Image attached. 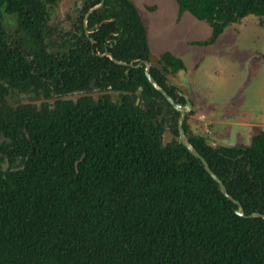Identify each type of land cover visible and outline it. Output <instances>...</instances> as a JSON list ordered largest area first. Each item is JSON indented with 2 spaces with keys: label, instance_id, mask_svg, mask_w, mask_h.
Returning <instances> with one entry per match:
<instances>
[{
  "label": "trees",
  "instance_id": "16d2710c",
  "mask_svg": "<svg viewBox=\"0 0 264 264\" xmlns=\"http://www.w3.org/2000/svg\"><path fill=\"white\" fill-rule=\"evenodd\" d=\"M60 1L0 0V264H264V219L249 217L264 216V131L248 146L214 147L186 115L189 142L241 217L149 83L133 1L82 0L68 31L52 22ZM175 1L212 41L248 16L264 20V0ZM184 68L170 53L151 64L181 104L168 76ZM15 94L31 102L13 104Z\"/></svg>",
  "mask_w": 264,
  "mask_h": 264
},
{
  "label": "rangeland",
  "instance_id": "374dc122",
  "mask_svg": "<svg viewBox=\"0 0 264 264\" xmlns=\"http://www.w3.org/2000/svg\"><path fill=\"white\" fill-rule=\"evenodd\" d=\"M132 1L145 22L150 63L155 64L161 55L170 53L185 66L175 75L168 76L171 85L179 88L178 84L187 79L191 87L190 83L195 78L201 98L206 102L209 100L208 107L213 102L207 114L216 113L220 121L264 123V20L248 16L228 26L212 41L209 24L197 20L188 12L180 13L175 0ZM81 6L82 0H61L54 13L53 25L68 31L79 16ZM150 7H155V10H150ZM7 27L8 31H15L14 18H8ZM183 86L180 91L186 92ZM88 94L94 98L99 95L97 92ZM78 97L79 94H75L68 98L76 100ZM112 97L114 101L118 100L117 93H112ZM10 102L29 103L31 100L15 94ZM33 103L40 105L42 100ZM260 129V126H256L252 130ZM222 130L224 144L232 145L229 147L250 144L252 132L248 130L251 129H239L240 134L233 137L229 135V128L224 127ZM171 138L169 132L164 135L166 142Z\"/></svg>",
  "mask_w": 264,
  "mask_h": 264
},
{
  "label": "crops",
  "instance_id": "0c3cea01",
  "mask_svg": "<svg viewBox=\"0 0 264 264\" xmlns=\"http://www.w3.org/2000/svg\"><path fill=\"white\" fill-rule=\"evenodd\" d=\"M188 83H189L188 80L184 79L183 83L178 84V87H179L178 89L180 91V89L182 88V85H184L183 88L186 92L180 91V93L182 96L185 97V99L187 98L192 104V109L190 110L191 113L188 116V126H189L190 131L193 134H200L202 136H205L209 144H211L214 147H218V146H223V145L232 146V145H229V143L224 144L225 143L224 136H223L224 132H222L223 131L222 129L224 127H227L230 129L229 130V135L231 134L230 137L238 136L240 134L239 129L244 130V131L247 129H251V130H248V132H252V134L249 136L250 143H251L253 136L260 132L258 130L253 131L252 129H254L256 126L258 127L260 126L261 127L260 130L264 131L263 122L256 123V122L240 121V120L220 121L219 119H217L216 113L212 112V113L207 114L206 112L208 111V109L213 107L212 106L213 102L211 101L209 103L210 107H208L207 102H209V100L207 99L208 101L206 102L203 98H201L200 96L201 90L195 78L190 83L191 87H189ZM201 109L202 111H200ZM248 110L251 111V107H249ZM232 129H234L233 133L231 132ZM210 135L212 136L209 137ZM208 138H211V139H208Z\"/></svg>",
  "mask_w": 264,
  "mask_h": 264
},
{
  "label": "water",
  "instance_id": "95a60500",
  "mask_svg": "<svg viewBox=\"0 0 264 264\" xmlns=\"http://www.w3.org/2000/svg\"><path fill=\"white\" fill-rule=\"evenodd\" d=\"M103 5V3H101L98 6H95L94 8L90 9L89 12L86 14L85 19H84V28L86 30V34H89L88 30H87V21H88V17L90 16V14L94 11L97 10L99 8H101ZM102 56H107L109 57L113 62H115L118 65H122V66H130V67H134L133 64H126L123 62H119L117 61L112 54L110 53H105ZM143 64L145 65V75L149 81V83L153 86V88H155L158 92H160L165 99L173 106V108L175 110H177L180 113V117L178 120V131H179V140L180 142L189 150V152L195 156L196 158L200 159L201 162L204 165L205 170L209 173V175L213 178V180H215L218 185L219 188L221 190V192L228 198L230 199L233 203L238 205V210L236 211V213L241 216V217H246L245 216V212L244 209L242 207V205L240 203H238L236 200H234L227 191L226 186L224 185V183L222 182V180L212 171V169L210 168V165L208 164V162L205 160V158L193 147V145L189 142L188 137L185 133L184 130V123L186 120V115L188 113V111H190L192 109V104L191 102L186 98V103L185 104H181L176 102L167 92L166 90L161 87L158 82L154 79V77L151 75V64L148 61H144ZM142 65L138 64L137 67H140ZM250 218H258V217H262L264 219L263 215L260 214H252L249 216Z\"/></svg>",
  "mask_w": 264,
  "mask_h": 264
},
{
  "label": "flooded vegetation",
  "instance_id": "af4514ba",
  "mask_svg": "<svg viewBox=\"0 0 264 264\" xmlns=\"http://www.w3.org/2000/svg\"><path fill=\"white\" fill-rule=\"evenodd\" d=\"M182 96V95H181ZM184 97V96H183ZM185 98V97H184Z\"/></svg>",
  "mask_w": 264,
  "mask_h": 264
}]
</instances>
